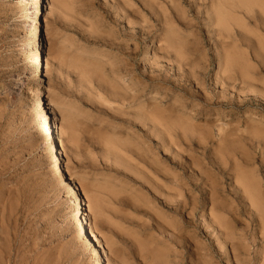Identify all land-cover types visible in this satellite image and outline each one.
Listing matches in <instances>:
<instances>
[{"label":"rangeland","instance_id":"1","mask_svg":"<svg viewBox=\"0 0 264 264\" xmlns=\"http://www.w3.org/2000/svg\"><path fill=\"white\" fill-rule=\"evenodd\" d=\"M39 4L0 0V264H264V0Z\"/></svg>","mask_w":264,"mask_h":264},{"label":"bare ground","instance_id":"2","mask_svg":"<svg viewBox=\"0 0 264 264\" xmlns=\"http://www.w3.org/2000/svg\"><path fill=\"white\" fill-rule=\"evenodd\" d=\"M49 1L50 0H40V4L38 5V8H37V12L35 13V20H38L39 18H40V10H41V8H43L44 6L45 7H47L48 6V3H49ZM129 7V6H128ZM42 15V14H41ZM221 15V14H220ZM215 23V22H214ZM259 57V56H258ZM229 58V57H228ZM39 60V59H38ZM225 60V59H224ZM261 80V79H260ZM254 93V92H253ZM40 96V95H39ZM40 100V99H39ZM42 101V100H41ZM46 107L47 106H45V102L43 103V104H41L40 106H39V111L40 112H46L47 113V111H46ZM37 110H38V108H37ZM57 125H58V122H57ZM48 153H49V155H50V157H51V163H52V165H53V172H54V174L56 175V176H59V175H61V179L62 180H64V169L62 170V166H61V159H60V156H59V152H58V149H56V146L54 145V144H52V146H51V148L48 150ZM236 159V158H235ZM228 166V165H227ZM230 166V165H229ZM64 174V175H63ZM239 176V175H238ZM197 177V176H196ZM249 179V178H248ZM246 180V179H245ZM242 182V181H241ZM244 183V182H243ZM200 185V184H199ZM181 186V185H180ZM242 187V186H241ZM249 187V186H248ZM257 188V187H256ZM75 189H76V187H75ZM213 189V188H212ZM254 189H255V187H254ZM183 191V190H182ZM254 191V190H253ZM74 192V191H73ZM252 192V191H251ZM180 193V192H179ZM182 193V192H181ZM253 193V192H252ZM256 193H258V192H256ZM248 194V193H247ZM73 195H74V198L72 199L73 200V206L75 205V207H77V209L75 210V208L73 209V210H75V213H74V215H73V220H74V222L75 223H77V225H78V230H79V232H81V235L82 236H85V237H87V238H90L91 236L93 237V233L92 232H90V231H88L89 229H88V223L86 222V220H85V212H84V208H83V205H82V197H81V193L79 192V191H76L75 192V194L73 193ZM243 196V195H242ZM254 196V195H253ZM183 197V196H182ZM252 197V196H251ZM215 198V197H214ZM211 199V198H210ZM95 200V199H94ZM264 200V199H263ZM260 202V201H259ZM219 203V202H218ZM251 203V202H250ZM213 204H215V203H213ZM192 205V204H191ZM253 205V204H252ZM188 206V205H187ZM214 205H212V207H213ZM216 206H217V203H216ZM257 206V205H256ZM185 207V206H184ZM218 207V206H217ZM222 207V206H221ZM224 207V206H223ZM222 207V208H223ZM212 209V208H211ZM255 209V208H254ZM95 210V209H94ZM256 210V209H255ZM216 211V210H215ZM262 211V210H261ZM220 212V211H219ZM215 213V212H214ZM212 214V213H211ZM213 215V214H212ZM223 215V214H222ZM257 215V214H256ZM262 215V214H261ZM212 217H214V215L212 216ZM250 217V216H249ZM218 218V217H217ZM229 218V217H228ZM97 219V218H96ZM227 219V218H226ZM217 220V219H216ZM215 219H214V221H216ZM222 220V219H221ZM224 220V219H223ZM257 220V219H256ZM212 221V220H211ZM219 221V220H218ZM260 221H261V223L263 224V226H264V216L262 217H260ZM203 222V221H202ZM211 223H213V222H211ZM217 223V222H216ZM215 223V224H216ZM219 223V222H218ZM225 223H227V221H225L224 222V225H226ZM230 223V222H229ZM229 223H228V225H229ZM257 223V222H256ZM214 224V225H215ZM221 224V223H220ZM6 225V224H5ZM76 225V226H77ZM218 225V224H217ZM227 225V226H228ZM219 226V225H218ZM226 226V227H227ZM231 226H233V224L231 225ZM260 225H258V227H259ZM220 227V226H219ZM218 227V228H219ZM225 227V226H224ZM217 228V229H218ZM221 228V227H220ZM222 228H223V226H222ZM235 229V228H234ZM226 230H228L227 228H226ZM225 230V232H227ZM230 231H231V229H229ZM228 230V231H229ZM258 230V229H257ZM261 230V229H260ZM218 231V230H217ZM259 231V230H258ZM234 232H236V231H234ZM93 235H92V234ZM228 233V232H227ZM245 234V233H244ZM234 235V234H233ZM96 236V235H95ZM94 236V239L95 238H97V237H95ZM242 237H243V235H242ZM223 238V237H222ZM3 239V238H2ZM93 239V240H94ZM225 239V238H224ZM236 239V238H235ZM234 239V240H235ZM90 240V239H89ZM98 240V238L96 239V241ZM222 240V239H221ZM264 241V240H263ZM218 242V241H217ZM226 243V242H225ZM237 243V242H236ZM97 244V243H96ZM144 244V243H143ZM235 244V243H234ZM242 244V243H241ZM222 245V244H221ZM263 245V244H262ZM237 246H238V243H237ZM230 247V246H229ZM241 247V246H240ZM243 247H245L244 245H243ZM246 247H247V245H246ZM237 248H239V247H237ZM195 249V248H194ZM248 249V248H247ZM256 249H258V248H256ZM264 249V248H263ZM229 250V249H228ZM235 249H233V251H234ZM246 250V249H245ZM260 250V249H259ZM95 251H97L98 252V250H97V248H95ZM244 251V250H243ZM94 252V251H93ZM240 252V251H239ZM256 252V251H255ZM259 252V251H258ZM232 253V252H231ZM239 254H241V253H239ZM8 255V254H7ZM257 255V254H256ZM99 256V264H103L102 262L104 261L103 260V255H101V254H99L98 255ZM233 256H236L235 254L233 255ZM244 256V255H243ZM250 256V255H249ZM230 260V259H229ZM240 261V260H239ZM250 261V260H249ZM261 261V260H260ZM3 262V261H2ZM242 262V261H241ZM207 263H209V262H207ZM211 263V262H210ZM240 263V262H239Z\"/></svg>","mask_w":264,"mask_h":264}]
</instances>
